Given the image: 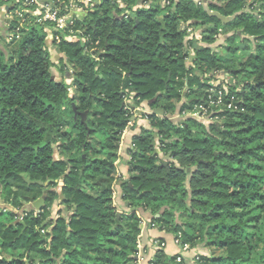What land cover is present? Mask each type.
<instances>
[{
  "label": "trees",
  "instance_id": "16d2710c",
  "mask_svg": "<svg viewBox=\"0 0 264 264\" xmlns=\"http://www.w3.org/2000/svg\"><path fill=\"white\" fill-rule=\"evenodd\" d=\"M60 1L63 14L71 0ZM87 11L75 19L87 40L57 45L60 80L45 45L52 23L26 21L0 50V202L13 208L0 207V264H140L141 212L182 246L201 244L195 264H264V0H97ZM189 28L200 41H186ZM218 73L234 80V109L207 126L166 117L202 102ZM154 99L163 116L143 115L150 129L132 138L121 180L129 108ZM119 182L128 210L118 216ZM40 197L41 212L17 215ZM178 257L158 247L151 264H186Z\"/></svg>",
  "mask_w": 264,
  "mask_h": 264
},
{
  "label": "built area",
  "instance_id": "2783aa9c",
  "mask_svg": "<svg viewBox=\"0 0 264 264\" xmlns=\"http://www.w3.org/2000/svg\"><path fill=\"white\" fill-rule=\"evenodd\" d=\"M9 2L10 5L15 7L12 12H9L7 8ZM96 2L97 0H71L68 4V9L66 10V7H64L66 12L61 14L63 2L60 0H56V2H49V0H14L13 2H11V0H0V7H3L6 10L9 21L17 18L19 22L17 27L11 33H6L5 40L7 43L17 41L20 37V30L23 25L26 21L33 19V22L36 24L49 22L54 25L52 28L45 27L44 29L46 32V39H49V41L55 45H58L62 40L66 42L81 41V38L78 37L81 35V30L78 31L75 29V18L72 12L74 10H79L87 13V9H90L91 7L93 8L96 5ZM127 15L128 13H126L124 17L127 18ZM221 37L222 35L219 33L217 41H219ZM190 39L200 41V31L189 28L187 30L186 41H189ZM218 74L222 75L223 73ZM216 76L209 82V89L203 101L196 103L189 110L179 111L176 115L177 118H194L207 126L218 120L217 115L220 112L234 109V97H227L229 85H223L217 80L218 77ZM221 79L223 80V78ZM128 104H131V102H128ZM136 108L138 107L129 108V111L135 115ZM36 212L38 213L41 211ZM156 241L157 240L150 243V247L153 248V250L158 247L165 248L164 242L157 243ZM139 249H143V247L139 246ZM181 249L182 251H187L188 247L182 246ZM181 260V257L176 259L177 262H181ZM138 262L140 264H151L152 259L147 260L144 256H140L138 257Z\"/></svg>",
  "mask_w": 264,
  "mask_h": 264
},
{
  "label": "crops",
  "instance_id": "0c3cea01",
  "mask_svg": "<svg viewBox=\"0 0 264 264\" xmlns=\"http://www.w3.org/2000/svg\"><path fill=\"white\" fill-rule=\"evenodd\" d=\"M195 1H198V0H195ZM72 14L74 15L75 19L83 20V18L86 16L87 13H85L83 11H79V10H74L72 12ZM8 22H9V18H8V14H7L6 10L0 9V37H2L4 39V41H6L5 37H6V33H7ZM81 35L78 36L81 38L80 42H85L87 40V38L84 35L83 36H81ZM226 37L227 36H224L223 38L225 39ZM45 45L48 48V51L50 53L51 62H52V58H53L52 55L58 57V61L56 63L52 62L54 65V67L52 68V70H53L55 68V66L58 65L59 60L63 57H62V54L59 52L57 45L53 44L51 41H49V39H46ZM214 45H220V42L217 41ZM187 65L189 66V60H187ZM190 65H191V63H190ZM68 83H70V81H68ZM149 105L150 104L147 102L148 107H149ZM147 108L145 106L143 107L142 105H140V108H136L137 109L136 113H135L134 117L131 119V123H130L129 127L123 133L122 140L120 143V147H119V150L117 153L118 158L115 161L116 176L121 180L126 181L129 178L127 162L130 159L129 152L133 147L132 138L136 135H139L140 130L150 129L149 121L143 116V114L149 113V108L148 109ZM176 112L179 113V109ZM176 118L177 117H174V119H173V120H175V123H179L180 121L184 120V119L180 120V118H177V119H179V121H178ZM155 149L157 150V145H156ZM120 184H121V182L116 184L115 196H114V203H115V206L118 210V213L128 210V205L125 202H123L121 199L122 193H121ZM141 214H142V212H141ZM142 217L145 219V221L147 223L148 222L147 220L149 219V213H144V216H142ZM146 223H144L141 226V229L144 230L143 244L141 245L143 247L142 250L145 249L144 257L147 260L152 258L154 251L150 247V243L152 241H155V240H161L165 243L166 247L169 246V249L173 248V250L171 252H168V250H166V247L164 248V251H165L167 256L178 255L186 263L185 254L182 253L183 251L181 249L182 244L181 243L176 244V240L172 234L165 233L163 231H159L156 228L151 229L147 226ZM143 264H146V263H143Z\"/></svg>",
  "mask_w": 264,
  "mask_h": 264
},
{
  "label": "rangeland",
  "instance_id": "374dc122",
  "mask_svg": "<svg viewBox=\"0 0 264 264\" xmlns=\"http://www.w3.org/2000/svg\"><path fill=\"white\" fill-rule=\"evenodd\" d=\"M0 9L1 10H3L4 8L3 7H0ZM223 37H221L220 39H219V42H220V45H222V43H223ZM220 45H212L211 47L213 48V50H215V51H219V49H220ZM10 49H11V46H8L7 45V43L4 41V39L2 38V37H0V50H2V51H4V52H6V53H9L10 52ZM52 62H57L58 61V57L57 56H54V55H52ZM193 58H192V56H190V58L188 59L189 60V65H190V63H191V60H192ZM52 72H53V75L56 77V79L57 80H60V79H62V73H60L59 71H58V68H57V66H55V68L52 70ZM227 75V74H226ZM225 74H218L216 77H218L217 78V80L219 81V82H221L223 85L224 84H228V85H230V84H234V80H233V78L232 77H230V76H226ZM67 77H69V76H67ZM220 77V78H219ZM221 78H223V80L221 79ZM225 79V80H224ZM185 95H186V91H184L183 93H182V100H181V102L180 103H178L177 104V106H176V108H178L180 105H181V103H185L186 101H187V99L185 98ZM188 101H190V100H188ZM128 102H130V101H128ZM140 105H142L143 107L145 106L146 108L148 107L147 106V102H142ZM138 108H140V106L138 107ZM149 108V107H148ZM147 108V109H148ZM176 110V109H175ZM150 113H155L157 116H160V117H162L163 116V113L161 112V109L160 108H156L154 111H151L150 109H149V113H147V114H150ZM147 114H143V115H147ZM178 113L177 112H171L170 114H167L166 115V117L170 120V121H172V122H175V120H173L174 119V117H177L176 115H177ZM134 117V116H133ZM132 117V118H133ZM131 118V119H132ZM177 119V118H176ZM178 121H179V119H177ZM181 120V119H180ZM130 123H131V120H130ZM130 123L128 124V127H129V125H130ZM67 129H69V130H71V127H68ZM127 130V129H126ZM125 130V131H126ZM124 131V132H125ZM123 132V133H124ZM123 136V135H122ZM58 155H56V157H57ZM60 185V184H59ZM60 188V187H59ZM59 188H57L56 190L57 191H59ZM41 198V197H40ZM29 205H30V203L29 204H24V207H23V209H21L20 211H18V214L17 215H21L22 214V212H23V210L24 209H26V208H30L29 207ZM4 206H6V207H8V208H10V209H13L11 206H9V205H7L4 201H2V202H0V207H4ZM62 208V206H60L59 205V200H55L54 201V203H53V205H52V207H51V218L53 219V220H55L56 219V212L59 210V209H61ZM141 216H144V213L142 212V214H141ZM148 217V216H147ZM50 218V219H51ZM177 222L178 223H180L181 222V220L179 219V218H177ZM151 229H152V227H151ZM173 237L175 238V236L173 235ZM175 240H176V238H175ZM177 243H180L178 240H176V244ZM182 246V245H181ZM165 247H166V245H165ZM188 247V250L187 251H183L182 253H184L185 254V257H186V264H195L196 262H197V259H198V257H200V256H202V255H205V254H207V251L202 247V245L200 244V245H198V246H196L195 248H189V246H187ZM152 250H153V248H152ZM166 250H168V252H171L172 250H173V248H171V249H169V246H167L166 247ZM154 251V250H153ZM154 255V254H153ZM153 258V257H152ZM152 258H150V259H152Z\"/></svg>",
  "mask_w": 264,
  "mask_h": 264
},
{
  "label": "water",
  "instance_id": "95a60500",
  "mask_svg": "<svg viewBox=\"0 0 264 264\" xmlns=\"http://www.w3.org/2000/svg\"><path fill=\"white\" fill-rule=\"evenodd\" d=\"M204 1H206V0H204ZM212 16L215 17L221 23V25H225L230 21L229 18H226V17L220 15L218 12H213ZM155 99L153 101H149L148 103L149 104L153 103L155 101ZM73 111H74V118L79 116L81 118V123H84L85 119H86V113L77 112L75 110L74 106H73ZM161 112L163 113L162 110H161ZM44 204H45L44 197H41L35 201L31 200L29 207H30V209H33L35 211H41L44 207ZM119 214L120 213H117L118 216H119Z\"/></svg>",
  "mask_w": 264,
  "mask_h": 264
}]
</instances>
